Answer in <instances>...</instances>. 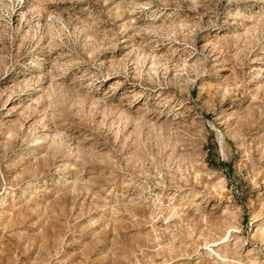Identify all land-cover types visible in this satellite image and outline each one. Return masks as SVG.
I'll use <instances>...</instances> for the list:
<instances>
[{
  "label": "rangeland",
  "instance_id": "rangeland-1",
  "mask_svg": "<svg viewBox=\"0 0 264 264\" xmlns=\"http://www.w3.org/2000/svg\"><path fill=\"white\" fill-rule=\"evenodd\" d=\"M0 264H264V0H0Z\"/></svg>",
  "mask_w": 264,
  "mask_h": 264
}]
</instances>
